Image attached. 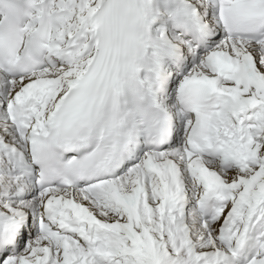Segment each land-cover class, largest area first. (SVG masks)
<instances>
[{
  "label": "snow or ice",
  "instance_id": "obj_1",
  "mask_svg": "<svg viewBox=\"0 0 264 264\" xmlns=\"http://www.w3.org/2000/svg\"><path fill=\"white\" fill-rule=\"evenodd\" d=\"M0 264H264V0H0Z\"/></svg>",
  "mask_w": 264,
  "mask_h": 264
}]
</instances>
